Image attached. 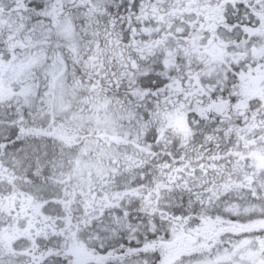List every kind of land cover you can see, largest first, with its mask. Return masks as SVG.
Masks as SVG:
<instances>
[{"label":"snow or ice","instance_id":"snow-or-ice-1","mask_svg":"<svg viewBox=\"0 0 264 264\" xmlns=\"http://www.w3.org/2000/svg\"><path fill=\"white\" fill-rule=\"evenodd\" d=\"M0 264H264V0H0Z\"/></svg>","mask_w":264,"mask_h":264}]
</instances>
